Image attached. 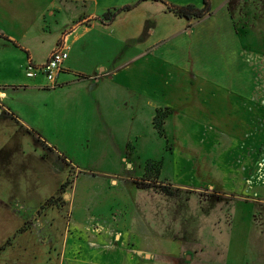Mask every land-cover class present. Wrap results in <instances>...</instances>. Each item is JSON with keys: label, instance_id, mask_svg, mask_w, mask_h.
Listing matches in <instances>:
<instances>
[{"label": "rangeland", "instance_id": "rangeland-1", "mask_svg": "<svg viewBox=\"0 0 264 264\" xmlns=\"http://www.w3.org/2000/svg\"><path fill=\"white\" fill-rule=\"evenodd\" d=\"M201 2L69 0L48 17L54 35L78 13L75 23L133 7L71 51L70 79L101 76L117 53L138 58L97 86L44 88L25 76L27 51L0 42V242L11 235L0 264H264V0L231 2L236 35L225 0L198 20L156 15V34L190 32L194 76L159 64L182 48L167 42L152 57L141 45L144 10ZM50 42L24 46L41 62Z\"/></svg>", "mask_w": 264, "mask_h": 264}, {"label": "crops", "instance_id": "crops-1", "mask_svg": "<svg viewBox=\"0 0 264 264\" xmlns=\"http://www.w3.org/2000/svg\"><path fill=\"white\" fill-rule=\"evenodd\" d=\"M95 2L96 0H89ZM226 2L224 3V7L222 9L225 10L228 21L230 22V26L227 25L228 31L231 33L237 34V30L235 29L234 26H232V19H233V14L234 10L230 7L231 2H239V0H225ZM69 3V0H0V34L8 37L12 41L16 42L22 49L27 51L28 54V63L35 65V66H41L44 63L47 62L48 58L50 57L51 53L62 46L69 48L68 51V58L65 60L62 66V70L57 76L56 83L57 85H60L62 88L65 86H68L72 83H87L88 82H95L91 83V85H98L100 80L102 81L104 78H102V74H107V77H105V80L112 81L114 77V73H116L118 70H123V69H128L130 67V70L132 68V65L135 63V60L138 58L130 57L129 59H123L119 58L118 53L114 54V64L113 67L107 69L106 68L103 70H100L101 76H84L85 74L83 72H79L75 74L78 76L77 79H70L72 74L74 72L67 66V62L70 58V54L74 46L80 45L82 48L84 46H87V42L85 41V38L92 34V33H99V31H103L104 29L109 28L112 26L115 21L111 24L108 25H102L100 21L101 14H99L96 11H91L90 13L91 16H88L86 19L82 20L80 23H75L77 19L82 15V13H78L74 15L72 18L67 20L63 26L61 27V30H57L55 35L54 33L51 32L49 28V22H48V17H53L55 13H60L63 11L66 7L67 4ZM167 14L165 10H151V9H146L142 13V17L145 19L143 20L142 24L138 26V31L140 34H142L144 40L141 42V45L143 46V50H150L152 49V57H155L157 53H159L161 50L164 49L166 46L167 42H170V48L169 49H181L182 54H187L188 56H185L184 58L182 57V54L178 52L175 57L171 58V56H166L163 55L160 58H163L160 61L161 65L167 64V61H173L174 65H177L175 69L177 71L181 70L183 71L184 75H193V66H194V60L191 59L190 56V50L192 49V46L194 43H191V39H186V32L190 33L187 31L185 28H181L178 31H173L174 28L167 34L169 38L161 36L156 34V28L159 25V20L156 18V15L160 14ZM169 14V13H168ZM151 16H154L151 18ZM147 23V26L144 23ZM154 21V22H152ZM152 22V24L150 23ZM57 23V22H56ZM173 27V26H172ZM182 35L183 38H185V42L182 43H175L173 42L174 38L176 36ZM126 37V36H125ZM50 40L51 45L47 49V53L45 56V59L41 62H33V59L35 60V57L30 54L28 48L24 46V43L26 41H36L42 43L43 41H48ZM171 40V41H169ZM25 41V42H24ZM125 43L132 44L134 41V37H126L125 38ZM0 42H5L0 38ZM82 43V44H81ZM174 44L175 47H172L171 44ZM13 46V45H11ZM123 48L125 47L122 46ZM237 54V53H236ZM169 55V54H168ZM144 56V54L140 55ZM174 59V60H173ZM180 66V67H179ZM94 69H98L99 65L96 64L94 66ZM185 71L187 73H185ZM63 75V76H62ZM74 75V76H75ZM165 75V74H163ZM194 76V75H193ZM85 77V80H83ZM104 81V80H103ZM1 98H3L4 93H0ZM227 103H229V100H227ZM9 110L6 109V112ZM111 179H114V175L110 177ZM113 183V180L111 181V184ZM21 224L17 227V229L20 227ZM17 229L15 231H17ZM14 231V233H15ZM27 232V231H25ZM20 234L22 232H19ZM7 235L1 242L5 244L6 241L8 240ZM103 238V237H102ZM5 241V242H4ZM104 241L101 239V241L98 242L97 236L90 234V240H88V243L90 245L91 251H94L99 254V252H104L103 247H104ZM4 242V243H3ZM106 242V241H105ZM1 245V246H2ZM107 245V244H106ZM105 245V246H106ZM0 246V247H1ZM7 249H5L3 252L5 253ZM99 251V252H98ZM110 252L109 256L114 257V258H120V255H122V258L127 257L125 253H118V251H108ZM51 253V252H50ZM53 258V257H51ZM120 264H124L127 262L126 259H121L120 258Z\"/></svg>", "mask_w": 264, "mask_h": 264}, {"label": "trees", "instance_id": "trees-1", "mask_svg": "<svg viewBox=\"0 0 264 264\" xmlns=\"http://www.w3.org/2000/svg\"><path fill=\"white\" fill-rule=\"evenodd\" d=\"M153 1H158V0H153ZM201 1H202L201 7H195L193 5L174 6V5H170V4H164V8H165V11L171 13L175 17L184 18L187 21L188 20H198V19H201V18L207 16L210 13L209 0H201ZM132 8H133L132 6H125V7L118 8V9L108 10L104 14H102V16L99 19L102 22L111 23L118 16H120L123 13L129 12L130 10H132ZM0 38L2 40H4L5 42H7V43H9V44H11L17 48L22 49L16 42L12 41L8 37L0 34ZM161 126H162V122L160 119V115L158 113L153 119V128L156 129V131L158 132L159 135H163V130L161 129ZM147 166L151 167V165L147 164L145 167V170L148 169ZM139 186H141V185H139ZM137 189H141V188L137 187ZM161 191L163 194H166V195H170L172 193V191H170V189H167V188H163V189H161ZM19 232H21V231L19 230ZM9 242L10 241L7 240L6 243L1 246L0 252L4 251L6 249V246L9 244Z\"/></svg>", "mask_w": 264, "mask_h": 264}, {"label": "built area", "instance_id": "built-area-1", "mask_svg": "<svg viewBox=\"0 0 264 264\" xmlns=\"http://www.w3.org/2000/svg\"><path fill=\"white\" fill-rule=\"evenodd\" d=\"M68 51L69 48L62 46L53 51L43 65L35 66L29 64L25 67V76L32 79L41 75L46 81L44 88L53 89L57 87L56 79L62 70L63 63L68 58Z\"/></svg>", "mask_w": 264, "mask_h": 264}]
</instances>
